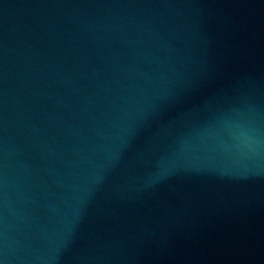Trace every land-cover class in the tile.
Instances as JSON below:
<instances>
[{"label":"water","instance_id":"obj_1","mask_svg":"<svg viewBox=\"0 0 264 264\" xmlns=\"http://www.w3.org/2000/svg\"><path fill=\"white\" fill-rule=\"evenodd\" d=\"M0 264H264V0H0Z\"/></svg>","mask_w":264,"mask_h":264}]
</instances>
